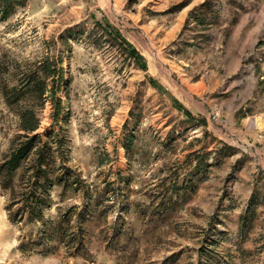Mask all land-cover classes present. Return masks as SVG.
<instances>
[{
	"label": "rangeland",
	"instance_id": "1",
	"mask_svg": "<svg viewBox=\"0 0 264 264\" xmlns=\"http://www.w3.org/2000/svg\"><path fill=\"white\" fill-rule=\"evenodd\" d=\"M205 1L26 0L7 19L0 16L4 65L49 59V88L53 77L60 80V118L68 113L70 119L55 121L49 100L39 131L65 125L68 165L100 189L105 179L118 180V172L129 176L133 202L130 213L121 211L122 198L106 202L99 209L106 216L85 225L86 250L79 255L65 246L52 254L24 253L20 238L28 240L36 225L20 231L8 219L0 188V264H221L202 254L211 240H220L222 259L232 254L241 256L236 264H263L264 0ZM96 21L116 27L144 56L147 70L105 43ZM16 74L0 75V84H15ZM18 128L0 88V159ZM133 129L137 140L128 157L123 141ZM193 152L205 159L200 170L191 163ZM193 170L197 191L172 197L170 184H187L184 176ZM60 194L54 191L48 217L82 206V192ZM253 196L261 202L257 219L240 241V217ZM161 200L167 210L159 211Z\"/></svg>",
	"mask_w": 264,
	"mask_h": 264
},
{
	"label": "trees",
	"instance_id": "2",
	"mask_svg": "<svg viewBox=\"0 0 264 264\" xmlns=\"http://www.w3.org/2000/svg\"><path fill=\"white\" fill-rule=\"evenodd\" d=\"M25 2L26 0H0V16L4 20L7 19L18 5H24ZM208 4L209 0L203 3V5ZM196 18L205 24L199 17ZM95 26L103 31L101 38L105 43L110 42L111 46L118 45L122 49L125 60L147 70L144 56L116 27L100 21H96ZM10 65H4L0 60V75L11 71L17 72V81L11 86L7 83L0 84V88L6 103L16 110L19 128L12 139L9 152L0 159V188L6 197L5 210L8 219L14 225L19 226L20 231H23L26 226L36 225L28 240L25 241V236H21L18 249L24 253L40 251L44 254H52L61 246H65L68 252L79 255L86 250L87 230L85 225L96 215L106 216L108 210L99 211L106 202L113 201V197L122 198L127 202L123 204L121 211L131 212L133 202H128L131 178L122 176V173L118 172L116 173L118 180L105 179L104 187L101 189L95 185L87 184L86 180L82 179L68 165L71 159L65 125L49 132L39 131L41 127L40 115L49 100L54 104L55 121L64 120L66 122L70 119L68 113H64V118H60L64 107L62 98L56 93V89H60V80L53 77L52 88H49L47 80L54 75L50 60L46 59L33 65L13 63ZM150 81L156 88H163L155 79L150 77ZM174 101L188 118H194L189 110L179 104V101ZM198 123L206 125L205 120H198ZM136 140V129L125 135L123 146L128 157L134 151ZM189 156L192 158L196 156L191 160V163H197L195 170H200L205 166V159L200 158L196 152ZM195 170L185 174L183 181L187 182L186 180H188L187 184H179V182L170 184L169 190L172 197L181 194L187 198L189 188L191 193L197 191L198 186L193 183L199 174H196V171V175H194ZM192 175L193 177L189 178ZM57 189H61V198L69 191L75 194L82 192V206L72 205L60 212L57 217H48L47 212L55 203L53 195ZM172 197L169 199L171 200ZM260 203L259 197L253 196L247 209L240 217L238 230L240 241H244L251 234ZM167 205L164 200H161L158 205L161 208L159 211H162L164 206V209L167 210ZM123 228L118 230V237L124 233ZM216 235L223 236L219 232H216ZM238 245H240L241 253H246V250L241 247V242ZM219 246L220 240H211L210 244L202 249V254L206 255L208 261L211 262L219 259L221 264H236L233 259L241 258V256L232 254H228L229 259L227 256H224L223 259L220 258L216 250ZM262 262L264 264V259Z\"/></svg>",
	"mask_w": 264,
	"mask_h": 264
},
{
	"label": "bare ground",
	"instance_id": "3",
	"mask_svg": "<svg viewBox=\"0 0 264 264\" xmlns=\"http://www.w3.org/2000/svg\"><path fill=\"white\" fill-rule=\"evenodd\" d=\"M156 56H158V55H156ZM158 58V57H157Z\"/></svg>",
	"mask_w": 264,
	"mask_h": 264
}]
</instances>
